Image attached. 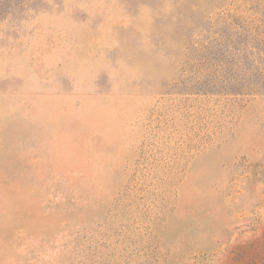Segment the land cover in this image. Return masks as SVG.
<instances>
[{
    "label": "rangeland",
    "instance_id": "rangeland-1",
    "mask_svg": "<svg viewBox=\"0 0 264 264\" xmlns=\"http://www.w3.org/2000/svg\"><path fill=\"white\" fill-rule=\"evenodd\" d=\"M0 264H264V0H0Z\"/></svg>",
    "mask_w": 264,
    "mask_h": 264
}]
</instances>
